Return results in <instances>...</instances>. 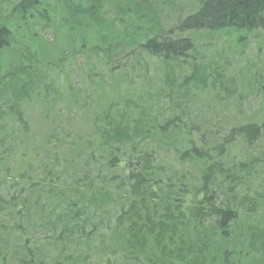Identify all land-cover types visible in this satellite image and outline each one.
<instances>
[{"label":"trees","instance_id":"16d2710c","mask_svg":"<svg viewBox=\"0 0 264 264\" xmlns=\"http://www.w3.org/2000/svg\"><path fill=\"white\" fill-rule=\"evenodd\" d=\"M84 1L0 0V42L3 33L9 42L0 51V117L19 122L0 129V264H264V114L227 130L191 100L209 86L233 94L232 77L198 61L197 44L264 37V0H193L171 27L153 14L148 24L124 25L119 7L109 21L105 0ZM169 1L177 0L161 4ZM37 26L69 41L55 59ZM76 30L107 66L118 46L133 59L136 49L155 58L165 87L147 89L137 108L127 90L114 91L85 128L65 121L55 106L62 95L43 81L74 47L85 49L84 38L71 45ZM183 65L190 74L177 82ZM121 71L117 85L128 75ZM42 102L37 121L46 130L38 131L29 112ZM211 125L214 133L203 127Z\"/></svg>","mask_w":264,"mask_h":264},{"label":"rangeland","instance_id":"374dc122","mask_svg":"<svg viewBox=\"0 0 264 264\" xmlns=\"http://www.w3.org/2000/svg\"><path fill=\"white\" fill-rule=\"evenodd\" d=\"M154 4H158L157 7H160L158 11L153 9ZM124 5H126V8ZM147 5L150 8H128L126 0H105L102 16L109 19V21L114 20L115 17L119 16V14L117 15V7H119L120 12L122 11V17L125 22V24L123 23L124 25L132 27L141 20L146 21L148 24L147 20L151 18L149 14H153V17L157 15L160 18L159 21L164 27H171L175 24L177 19L190 13L194 9L195 4L193 0H177L176 2L169 1L159 6V0H152L150 2L148 0ZM137 13L139 15H136ZM130 14L134 15V22H129ZM36 29L38 30V35L44 37L47 44H50L48 46V50H51L50 60L57 57L56 53L59 48L62 49L69 43L62 34L56 33V37L54 38L52 32H48V30L44 32L38 26ZM134 30L135 28H132L129 29L128 32L131 33ZM76 31L72 33H76ZM261 34L255 33L250 35L246 37L243 42H237L235 36H228L225 39H219L214 36L213 38H202V40L198 42L196 48L198 61H204L207 65L214 66L219 72H223V76L226 77L225 79L232 77V81L234 82L233 94L227 95L224 91L220 92L219 87L214 89L211 86L204 91L200 90L191 94V100L195 102L198 111L201 112L205 118L209 119L212 124L215 125L219 123L221 126L225 125L226 129L229 130L236 121L246 122L247 120L258 118L259 115L261 117L262 114H264V37ZM77 37L86 39V41H84V45L86 46L85 49L81 51L77 47H74V57L65 62L66 64L62 71L58 72L57 69L55 70V68L51 66L45 73V81H43V83H47L43 85H48L52 80L60 93L58 99H60L62 95L60 101L55 102V106L56 109L60 111L59 116L65 115V121L68 122L74 118V120L78 122L80 128H85V120L88 114L92 113L91 123L96 121L98 117L97 112L101 103L105 102L108 98H112L115 94L114 91L121 92L127 90L128 96L135 102L133 107L137 108L139 104L141 105V97L147 89L151 88L155 90L160 86L165 87L164 82L161 81L163 76H160L161 72L158 61L155 58L137 50L138 59H133L132 56L126 54V52L118 46L116 50L117 56L113 59L110 66H107L102 53L95 55L88 50L91 44L89 37H81L79 31L77 32ZM47 39H52L54 44ZM80 39L73 38L71 42L76 45ZM117 41H124V38L118 36ZM124 43H126L127 46V42L124 41ZM48 52L49 51H47L46 54H48ZM69 52L70 50L66 48L65 54ZM189 61L191 62L190 57ZM87 63H93V67L88 68L89 64ZM217 66L223 68L219 69ZM183 67L182 74L173 76L177 82H181L183 77L190 74V66L183 65ZM122 69H127L128 75L126 80L120 81V84L117 85ZM68 74L72 80L71 83L78 88L79 93L75 96L72 88L68 90V84L65 78V75ZM124 82H129L131 88H125V86L121 84ZM98 83H101L106 91H109L111 87L112 90L103 94L101 91L99 92L98 86L94 88V85ZM96 88H98V90ZM67 95L74 97L66 100ZM152 95L155 97L157 94ZM158 100L160 105L164 107L168 104V98L165 95L158 97ZM39 105H45V103H37L36 108L31 109V112H29L30 120L28 119L29 125L32 129L45 131L46 128L37 121L40 112ZM5 108L8 109L6 106ZM2 116L4 118L0 117V129L9 125L17 129L19 124L17 119L16 122L14 121L11 123V120L8 122L9 119L7 115ZM68 118L70 120H68ZM246 118L248 119L246 120ZM203 127L214 133L212 125V129L206 126ZM79 130L80 129H78V132H80ZM90 131H92L90 128L83 129L81 134L87 135ZM76 132L77 131H75V133ZM59 140H62V138H59ZM91 169L94 170L95 168L92 167Z\"/></svg>","mask_w":264,"mask_h":264},{"label":"bare ground","instance_id":"6f19581e","mask_svg":"<svg viewBox=\"0 0 264 264\" xmlns=\"http://www.w3.org/2000/svg\"><path fill=\"white\" fill-rule=\"evenodd\" d=\"M95 1H97V0H85L84 1V3H85L84 4V7L86 5H90V4L93 5V4H95ZM150 1H152V0H149V2ZM162 2H163V0L162 1L159 0V6H160V4ZM147 3H148V0H141V1H139V0H133L132 5L136 6L137 8H145V9H148L150 7L147 5ZM157 6H158V4H154V7H153V9L156 10V11H158V9L160 8V7H157ZM151 10H152V8H151ZM106 34L108 36L109 35L110 36H116V33L113 32L111 29L110 30L108 29V31H106ZM2 36L3 37H2L1 42H0V51H4L9 46V42L6 39L7 38L6 34L3 33ZM136 50H138V49H136Z\"/></svg>","mask_w":264,"mask_h":264}]
</instances>
